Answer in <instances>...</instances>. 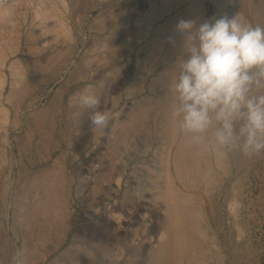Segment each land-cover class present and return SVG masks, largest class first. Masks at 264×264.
I'll use <instances>...</instances> for the list:
<instances>
[{
  "label": "rangeland",
  "instance_id": "rangeland-1",
  "mask_svg": "<svg viewBox=\"0 0 264 264\" xmlns=\"http://www.w3.org/2000/svg\"><path fill=\"white\" fill-rule=\"evenodd\" d=\"M162 7L161 0H0V264H13L17 251L25 264H155L170 238L166 190L154 182L170 154L171 127L158 135L161 111L138 101L154 97L152 78L163 64L164 48L151 40L162 35ZM93 87L100 110L113 117L106 128L77 122L68 107L73 93ZM233 157L215 165L211 183L196 178L190 187L202 197L198 235L212 256L207 264H264V154ZM44 176L47 187H34Z\"/></svg>",
  "mask_w": 264,
  "mask_h": 264
},
{
  "label": "clouds",
  "instance_id": "clouds-1",
  "mask_svg": "<svg viewBox=\"0 0 264 264\" xmlns=\"http://www.w3.org/2000/svg\"><path fill=\"white\" fill-rule=\"evenodd\" d=\"M181 55L169 85L171 116L194 145L219 147L252 159L264 154V26L222 16L199 25L180 20ZM171 39V38H170ZM95 87L73 93L68 107L106 128L112 114L100 110ZM13 264H25L22 251Z\"/></svg>",
  "mask_w": 264,
  "mask_h": 264
},
{
  "label": "bare ground",
  "instance_id": "bare-ground-1",
  "mask_svg": "<svg viewBox=\"0 0 264 264\" xmlns=\"http://www.w3.org/2000/svg\"><path fill=\"white\" fill-rule=\"evenodd\" d=\"M161 1L163 3V7L160 8L162 10L161 16L167 15L166 22L159 28V29H162V30H160L162 32L161 33L162 35L159 36L158 33L155 36L151 35V36H153V39H151V40H152V44L161 45L164 48V57H162L163 58V61H162L163 64L161 65V71L159 73H157V76H154V77L152 76L153 77L152 78L153 83H152V85L151 84L150 85L153 87L154 91L150 92V94L153 93L154 97L149 96L145 93L144 95H142V97H140V99L138 101L139 105L141 106L140 108H144V109L146 108V110L147 109L149 110V108L158 107V110L161 111L162 115L158 116L154 127L151 124L149 125V126H152L153 129H155V132L158 133V135L160 134V135L164 136L166 134L165 131L167 129H164L166 126H164V128H163V125L167 124L171 127V130H169L170 131L169 132L170 154L168 155V157L166 159L167 161L165 159H163V156H161L163 161L166 162V164H165L166 166L165 167L163 166L157 172L156 176L159 180L156 179L154 182V184L156 183L155 186L156 185L160 186V188H165V190H166L167 209L169 210L170 216L168 217V219L166 221V225L164 227H167V230L170 233V238L168 239L167 242L164 241L163 245L161 242L162 247H160V250H158L159 252L157 251L158 255H157V258H156L154 263L155 264H184L186 261H188V262L190 261L189 263L191 264V261H192V262H194V264H196L195 262L197 261V263H199V264H207L208 260L210 261L209 258L210 257L212 258V256H210V253L208 254L209 248H208L207 244L204 243V241H201L200 236L198 235L199 233H201V229L198 226V223H199L198 222V219H199L198 216L201 215V212H204L202 209V203H201L202 197L199 194H197V192H195V190H191L190 187L196 186L195 185L196 183L193 186V183H194L196 178H197V180H198V178L200 179L198 181H201V182L204 181V184L211 183L212 180H214V178L216 177L215 171H214V170H216L215 165L216 164L218 166H219V164H221V166L224 165L223 163L225 161H227L225 159L227 157V155H230L232 158L233 156L235 157L238 152L225 153V151L219 147L208 148L204 145H194L193 143L190 142L188 137L183 136L178 131L177 122L171 116L169 91H168L170 83H172L174 81V78L177 74L179 57L181 55V37L176 32V25L182 19L183 20H194L197 22V25H199L205 21H212V20L218 19L222 16H227L228 18H233L235 16H238V19L241 22H243L244 19L245 20L250 19L249 21L251 22V24H253V25L259 24V25L264 26V1H262V0H212V8H211V14L213 15L212 17L211 16L209 17L206 13V11H208L207 7L205 5V3L207 2L206 0H161ZM159 7H161V5ZM149 43L150 42L148 41L147 45H149ZM160 88H163V90L160 91V93H159ZM132 91H133V89H132ZM139 105H137V106H139ZM153 110L154 109H152V111ZM140 113H141V110H140ZM151 114H152V112H151ZM132 116H134V114ZM136 117H138V116H136ZM150 121H152V120H150ZM154 122H155V120H154ZM135 125L137 126V124H135ZM140 126H141V124H140ZM169 126H167V127H169ZM150 128L151 127H149V129ZM137 134H136V136H137ZM131 138L132 137L128 136L127 137L128 141H130ZM137 140H138V138H137ZM148 141H149V139H148ZM115 147H113V148H115ZM212 151L214 154L213 158H212ZM234 157H233V159H234ZM164 158H166V157H164ZM238 158H237V161H238ZM234 161H236V160H234ZM241 162H242V160H241ZM157 167L160 168L159 165ZM151 174H153V173H151ZM142 175L144 177V174H142ZM36 177L32 182L34 187L35 186H38V187L44 186L46 188L47 187V181L45 179V176H44L45 180L43 179V177H42V179L36 178ZM137 177H139V176H137ZM140 177H142V176H140ZM140 177H139V179H140ZM162 178H165V180H162ZM177 179L179 180L181 185H179L177 183ZM239 181H240V179H239ZM204 184H203V187H204ZM208 184H207V188H208ZM143 185H144V183H143ZM144 186H147V184ZM48 187H49V185H48ZM208 191H209V189H208ZM52 192H54V191H52ZM213 192H214V190H213ZM210 195H208V196H210ZM225 197L227 198V196H225ZM210 198H211V196H210ZM42 199H43V197H42ZM49 199L51 200L50 197H49ZM213 200L214 199H212V202H213ZM38 201H40V200H38ZM46 201H47V199H46ZM44 202H45V200H44ZM215 203H216L215 201L212 203L211 208H212V210L216 211L217 207H216ZM47 207H48V205H47ZM217 209H219V208H217ZM227 209H229L228 206H227ZM39 210L41 211V209H39ZM219 211H220V209H219ZM34 213H36V212H34ZM56 213H57V211H56ZM222 220H223V218H222ZM40 222H41V220H40ZM202 226H205V225H201L200 227H202ZM202 228H204V227H202ZM40 230H42V228ZM205 231H206V229H205ZM205 231H204V233H205ZM128 232H130V231H128ZM98 233H100V232H98ZM212 233H213V231H212ZM214 234H216V233H214ZM101 235H103V234H101ZM89 236H90V234H89ZM91 236L94 237L93 235H91ZM225 236H227V235H225ZM231 237H232V235H231ZM77 238H78V235H77ZM94 238H96V236ZM100 238L101 237H99L98 239H100ZM74 239H75V237H74ZM79 239H81V238H79ZM88 239L90 241H92L91 237ZM126 240H130L129 236H128V239L126 238ZM120 241H121V237H120ZM131 243L133 244V242H131ZM91 245L92 244H90V247H91ZM125 246H127V244ZM129 246H127V247H129ZM133 248H135V247H133ZM137 248H138V246H137ZM85 249H87V247ZM85 249H83V250H85ZM71 251L73 252L72 249H71ZM89 253L90 252H88V254ZM103 255H104V253H103ZM89 257H90V255H89ZM93 257H96V256H93ZM101 257H106V256L101 255ZM153 259L154 258L152 257V260ZM110 260H111V258H110ZM212 262H213V260H212ZM93 263H94V261H93ZM104 264H105V262H104ZM150 264H151V262H150Z\"/></svg>",
  "mask_w": 264,
  "mask_h": 264
}]
</instances>
